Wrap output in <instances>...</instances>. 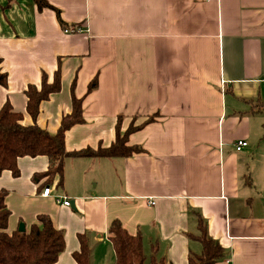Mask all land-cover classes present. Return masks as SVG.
I'll list each match as a JSON object with an SVG mask.
<instances>
[{"label":"crops","instance_id":"crops-1","mask_svg":"<svg viewBox=\"0 0 264 264\" xmlns=\"http://www.w3.org/2000/svg\"><path fill=\"white\" fill-rule=\"evenodd\" d=\"M0 0V107L9 100L31 124L25 90L61 69V90L40 105L37 124L55 133L72 98L83 123L66 131L68 151L109 147L118 120L129 156L67 157L64 177L35 175L48 157L19 159L21 174L0 173L11 211L7 231L47 214L65 233L55 264H77L86 233L91 264H114L108 229L119 219L158 246L166 264L201 253L199 218L224 248L216 264H264V0ZM60 59V65H59ZM96 86L89 90L90 84ZM238 140L248 145L238 150ZM46 186L53 188L44 195ZM67 196L71 205L57 200ZM155 201L151 204L150 201Z\"/></svg>","mask_w":264,"mask_h":264},{"label":"trees","instance_id":"trees-1","mask_svg":"<svg viewBox=\"0 0 264 264\" xmlns=\"http://www.w3.org/2000/svg\"><path fill=\"white\" fill-rule=\"evenodd\" d=\"M40 10L53 9L63 26L66 23L61 18V10L53 6L48 0H35ZM0 58V84L7 86L8 73L1 68ZM60 65V59H59ZM96 86L93 81L89 90ZM61 90V69L55 71L53 79L49 80L46 72L42 74L40 86L29 84L25 90L27 96V112L32 118L31 124L23 123V113L16 111L12 103L7 100L0 107V173L11 171L17 177L21 174L19 159L24 156L48 157L49 166L45 172L36 174L46 177L45 183L51 184L55 177H59L61 184L64 177V161L67 157H115L129 156L144 149L139 145H129V135L151 122L149 117L143 124H131L126 131L118 128L115 141L109 147L98 149L86 148L68 151L65 147V134L68 129L78 123H83L82 98L73 95L71 113L63 115L60 126L55 133L37 124L40 105L50 95ZM7 189H0V264H55L60 254L65 250V233L63 229L55 227L51 217L47 214L38 215V221L31 225L29 230L7 231L8 220L11 214L5 203ZM199 235L192 237L202 244L201 253H191L188 264H216L224 257V248L217 240L209 236L203 219L199 218ZM108 233L115 251L114 264H166L165 258L157 256L158 246H151L148 256L144 250L141 233L131 234L119 219H115L109 226ZM80 248L74 252L77 264H91V247L86 233L78 236Z\"/></svg>","mask_w":264,"mask_h":264},{"label":"built area","instance_id":"built-area-1","mask_svg":"<svg viewBox=\"0 0 264 264\" xmlns=\"http://www.w3.org/2000/svg\"><path fill=\"white\" fill-rule=\"evenodd\" d=\"M83 30V27L80 24H72V25H68L64 28V32L65 33H79ZM261 82L263 83V87H264V76L261 78ZM248 142L246 140H238L237 144H236V148L238 150L242 149L243 147L247 146ZM53 188L51 186H46L43 190V194L44 195H49L51 194ZM57 200L65 205H71V201L67 196H58ZM151 204H155V201H150Z\"/></svg>","mask_w":264,"mask_h":264},{"label":"water","instance_id":"water-1","mask_svg":"<svg viewBox=\"0 0 264 264\" xmlns=\"http://www.w3.org/2000/svg\"><path fill=\"white\" fill-rule=\"evenodd\" d=\"M18 229H19L20 231H25V230H26V226H25L24 222H21V223H20Z\"/></svg>","mask_w":264,"mask_h":264}]
</instances>
